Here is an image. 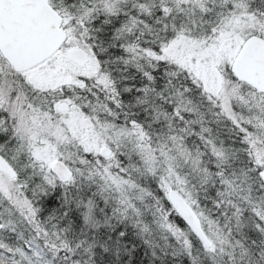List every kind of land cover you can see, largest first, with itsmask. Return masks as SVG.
I'll use <instances>...</instances> for the list:
<instances>
[{"label":"snow or ice","instance_id":"1","mask_svg":"<svg viewBox=\"0 0 264 264\" xmlns=\"http://www.w3.org/2000/svg\"><path fill=\"white\" fill-rule=\"evenodd\" d=\"M0 264H264V0H0Z\"/></svg>","mask_w":264,"mask_h":264}]
</instances>
